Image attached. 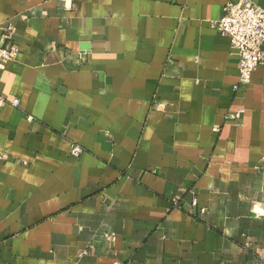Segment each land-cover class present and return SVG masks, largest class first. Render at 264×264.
Masks as SVG:
<instances>
[{
	"label": "crops",
	"instance_id": "obj_1",
	"mask_svg": "<svg viewBox=\"0 0 264 264\" xmlns=\"http://www.w3.org/2000/svg\"><path fill=\"white\" fill-rule=\"evenodd\" d=\"M228 1L0 0V264H264V63L234 89Z\"/></svg>",
	"mask_w": 264,
	"mask_h": 264
},
{
	"label": "built area",
	"instance_id": "obj_2",
	"mask_svg": "<svg viewBox=\"0 0 264 264\" xmlns=\"http://www.w3.org/2000/svg\"><path fill=\"white\" fill-rule=\"evenodd\" d=\"M23 19H27L23 16ZM212 26L222 35L230 38L231 46L239 55V81L234 86L238 90L242 84L251 82L253 72L264 63V7L254 0H229L224 6V15L214 21ZM2 30V41L0 45V68H5L6 64L14 60L18 55V48L12 41L15 32L13 23L0 27ZM10 102L17 106L18 99L7 100L0 94V106ZM244 109L230 111L227 120H238ZM83 152L81 146L72 148V155L80 156ZM196 204V200H194ZM84 251L82 254H85Z\"/></svg>",
	"mask_w": 264,
	"mask_h": 264
}]
</instances>
